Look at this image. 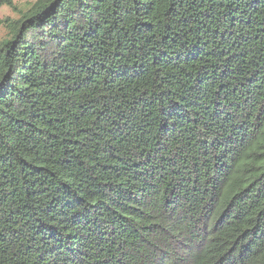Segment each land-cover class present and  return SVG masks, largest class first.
I'll list each match as a JSON object with an SVG mask.
<instances>
[{
  "label": "trees",
  "instance_id": "16d2710c",
  "mask_svg": "<svg viewBox=\"0 0 264 264\" xmlns=\"http://www.w3.org/2000/svg\"><path fill=\"white\" fill-rule=\"evenodd\" d=\"M5 22L0 264H264V0Z\"/></svg>",
  "mask_w": 264,
  "mask_h": 264
},
{
  "label": "rangeland",
  "instance_id": "374dc122",
  "mask_svg": "<svg viewBox=\"0 0 264 264\" xmlns=\"http://www.w3.org/2000/svg\"><path fill=\"white\" fill-rule=\"evenodd\" d=\"M14 7L9 5H3L0 7V19L6 20L10 18L12 20L19 19L26 11H28L36 0H13ZM9 33L8 22L0 24V37L6 38Z\"/></svg>",
  "mask_w": 264,
  "mask_h": 264
}]
</instances>
